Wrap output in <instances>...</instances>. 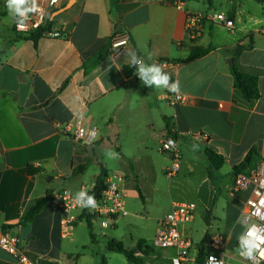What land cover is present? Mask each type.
<instances>
[{
	"label": "crops",
	"instance_id": "obj_1",
	"mask_svg": "<svg viewBox=\"0 0 264 264\" xmlns=\"http://www.w3.org/2000/svg\"><path fill=\"white\" fill-rule=\"evenodd\" d=\"M186 11L225 13L236 27L228 31L206 23L202 36L193 39L186 29ZM50 20L67 39L16 38L14 20L0 0V235L10 232L21 238L34 264H92L101 246L106 251L102 264L104 259L110 264V256L118 253L108 250V242L124 244L107 234L116 232L118 224L91 230L77 210L64 236L66 216L53 201L31 223L21 222L39 199L64 191L73 197L79 190L90 193L103 169L108 176L115 173L107 150L123 158L162 151L169 124L180 149L188 148L185 157L180 153L177 177L197 205L196 217L199 209L204 220L210 213L204 234L211 240L222 236L225 251L232 252L238 238L229 225L221 232V224L232 218L242 223L250 197V192L232 194L235 169L250 154L243 173L264 167V0H189L183 10L168 0H62ZM121 32L130 34L128 49L179 81L182 103L170 106L167 89L145 86L125 54L118 60L110 56L109 41ZM250 44L251 50L234 58L238 46ZM194 48L206 53L187 62ZM234 59L240 72L259 78V100L248 102L235 88ZM78 118L97 133L93 145L62 133L63 126ZM207 149L224 157L220 170H210ZM164 161L162 172L170 167V156ZM131 164L130 171L142 176ZM148 166L146 172L155 171L154 162ZM29 167L38 172L29 174ZM196 217L185 227L192 238ZM124 220L127 231L131 220ZM197 259L198 254V264ZM0 264L19 263L0 249Z\"/></svg>",
	"mask_w": 264,
	"mask_h": 264
},
{
	"label": "built area",
	"instance_id": "obj_2",
	"mask_svg": "<svg viewBox=\"0 0 264 264\" xmlns=\"http://www.w3.org/2000/svg\"><path fill=\"white\" fill-rule=\"evenodd\" d=\"M189 0H168L172 6L178 10H183ZM39 11L30 14V18L25 30H18L15 22L13 33L16 38L32 40L35 36L38 38L67 39L68 37L59 29L54 28L50 20L51 14L62 7V0H37ZM188 34L197 39L203 34V26L206 23L218 25L228 31H233L236 27L235 21L225 13L211 11L208 13H193L186 11ZM131 44V37L128 32L114 34L109 41L110 56L114 60L120 59ZM2 65L0 64V67ZM170 106H176L184 101V97L175 93L168 92L165 96ZM62 133L77 142L86 146L95 143L90 136V131L86 128L82 119L78 118L63 126ZM207 137V135H201ZM91 141V142H88ZM161 150L169 154L171 165L166 170V176L173 179L180 170L181 154L176 138L169 136L161 143ZM127 177L123 173L115 172L106 179L103 191L95 196L98 202V208L95 211L82 210L74 203V197L69 192H61L54 195L52 201L61 208L66 218L63 221V235L66 236L70 225L74 222L72 213L74 211H87L92 226L98 225L102 229H112L122 219L131 220L127 223L126 229L129 233L137 231H149L152 234V246L162 249L174 250L173 260L179 264H189L191 253L198 246L189 236L185 227L192 224L196 217L197 205L194 203L174 202L171 211L163 218H151L146 215L132 213L127 210L125 184ZM242 192H250L246 208L242 214V223L246 227L253 224L264 226V206L260 201L264 198V167L261 166L251 174L240 172L235 177V183L232 188V194L237 195ZM260 208L261 215H255L256 209ZM209 246L220 252V256L208 254L204 251L203 264H207L208 257L214 256L217 261L222 260L223 264H252L251 261L244 260L239 255V245L233 249L237 251L235 258L231 257L226 251V245L222 236L213 237ZM264 247V246H262ZM0 249L10 255L13 260L19 264H34L25 253L21 238L10 233L2 232L0 235ZM141 253H137L140 256ZM264 264V260L260 261Z\"/></svg>",
	"mask_w": 264,
	"mask_h": 264
},
{
	"label": "rangeland",
	"instance_id": "obj_3",
	"mask_svg": "<svg viewBox=\"0 0 264 264\" xmlns=\"http://www.w3.org/2000/svg\"><path fill=\"white\" fill-rule=\"evenodd\" d=\"M197 147V146H196ZM202 148V147H201ZM188 150L187 147L180 149V153L184 154ZM185 151V152H184ZM120 154L119 152L115 151ZM187 154V153H186ZM184 154V157L185 155ZM149 155V156H147ZM165 158H169V154L164 153L162 151L148 153L145 155L136 154L135 156H131L128 158L120 157L116 160H109L112 164L110 170L111 172H121L127 177V181L125 184V193H126V203L127 210L133 211L138 214L147 215L151 218H162L165 217L171 210V206L173 202L178 203H191L195 201L191 199V196L187 193L186 183L180 181L181 177H174L173 179H169L166 176L165 172H162V167L165 165ZM135 163L137 167L141 170L142 176H137L130 171L129 166L132 165L130 163ZM154 162L156 168L154 170H147L148 165ZM157 162L159 164L157 165ZM181 165V164H180ZM125 166V167H123ZM110 172V173H111ZM137 188H139L144 196V202L141 200L139 193L137 192ZM197 203V202H196ZM199 206V205H198ZM200 209L198 210V215L196 217V222L194 226V234L193 241L199 246L204 238V233L207 231V225L205 223L204 217L199 215ZM222 217L221 212H219L218 216ZM222 219V218H221ZM224 219V218H223ZM220 224V223H219ZM229 225V228H234L235 238L242 234L244 231V226L241 221L238 219L232 218V220L222 221L221 224V232L226 229V226ZM125 220L122 219L118 223V230L114 232L113 230L107 231V234L111 237L120 238L124 241L125 247L131 250L137 249V244L140 239H144L147 242L144 243L143 248L151 247L152 251L149 252L148 256H143L142 254L139 258L142 259V264H172V257L175 256V251L172 249H162L156 248L152 246V234L149 231H137L134 232L131 236L127 233L124 228ZM95 228L98 231H101V228L96 225ZM216 229V227L214 228ZM84 231L85 236H88V228H81ZM215 231H211L210 233H214ZM87 234V235H86ZM109 237V238H110ZM89 237H87L86 240ZM85 240V241H86ZM98 249H101L99 252V257L96 261H93L92 264H102V258L105 255V250L102 246ZM206 252L208 254H215L220 256V252L213 250L209 244L205 247ZM227 253L235 258L237 251H227ZM198 254L197 248L194 249L191 253V258L189 264H197L196 256ZM108 255V254H107ZM110 264H132L127 261V259L121 255H111L110 256Z\"/></svg>",
	"mask_w": 264,
	"mask_h": 264
},
{
	"label": "clouds",
	"instance_id": "obj_4",
	"mask_svg": "<svg viewBox=\"0 0 264 264\" xmlns=\"http://www.w3.org/2000/svg\"><path fill=\"white\" fill-rule=\"evenodd\" d=\"M53 3L56 0H52ZM5 7L7 13L13 18L18 30H25L30 18V14L39 11L37 0H5ZM126 62L130 67L135 68L136 76L140 81L149 88L155 87L157 89H167L171 93L180 94L179 81H172L171 74L164 71L163 67L156 63H147L144 58L139 56L134 49H128L125 52ZM152 56L148 54V60ZM92 140L97 138V133L92 131L90 133ZM91 142V141H88ZM195 149L196 146L194 145ZM105 156L109 160L119 159V154L113 150H107ZM74 203L82 210L95 211L98 208V202L94 195H89L85 190H79L74 195ZM264 206V198L260 201ZM255 215H261L260 208L256 209ZM239 255L252 264H260L264 260V226L253 224L246 227V230L238 236ZM173 264H179L177 260H173ZM207 264H223V261H217L214 256H209Z\"/></svg>",
	"mask_w": 264,
	"mask_h": 264
},
{
	"label": "trees",
	"instance_id": "obj_5",
	"mask_svg": "<svg viewBox=\"0 0 264 264\" xmlns=\"http://www.w3.org/2000/svg\"><path fill=\"white\" fill-rule=\"evenodd\" d=\"M37 38H38V36H35L34 38H32V40H37ZM252 48H253L252 44H250L248 46H238L234 52V58H236L242 52L251 50ZM205 53H206V51H204V50L194 48L192 50V54H191L190 58L187 60V62H193L196 59L205 55ZM231 71H232V76L234 78V86L236 89H238L242 93V95L246 101L255 102L261 98V93H260V89H259V78L258 77L240 72L236 67L235 59H234V64L232 66ZM134 74H135V70H134ZM167 129L169 132L168 133L169 136L177 138V135L173 132V127H171L169 124H167ZM206 155L208 158V162H209V166H210L211 171H217L223 167V165L225 163L223 156L216 154L214 151H212L210 149H207ZM251 155L252 154H250L248 156V162L251 159ZM248 162H244L240 166L236 167V169H235L236 172L240 173L243 170H245ZM84 169H85V166L80 167L78 169V171L76 172V174L80 171H83ZM37 172H38V170L34 169L33 167H29V174L34 175ZM107 178H108L107 171L105 169H103L101 172V175L98 178L96 187L94 188V190L92 192H90L88 194L94 195V196L99 195L104 189V185H105ZM137 192L139 193L141 200L144 202V197H143L141 190L139 188H137ZM50 201H52L51 195H47L46 197L39 199L34 204V206L29 210L27 216L21 222L22 225H27L28 223H31L34 220V218L44 209V207ZM83 218L86 220L87 224L89 225L90 229L92 230L93 226L91 224V221H90V218L87 214V211L83 212ZM205 222H206L207 226L210 225V222H211L210 221V213L207 214V216L205 218ZM91 236H93V235H91ZM210 242H211V236L209 233H206L202 242L198 246V250H199L198 259H197L198 264H203L204 251L206 250L205 247L208 244H210ZM144 243L145 242H142V241L139 242L137 249L131 250V249L126 248L122 242H119L115 239H111L108 242V250L110 252H114V253H118V254L123 255L127 259V261L132 263V264H142V259L139 258V256H137V253H141L145 257V256L149 255L150 251H152L151 247H146L144 249L143 248ZM103 264H107V261L105 259L103 260Z\"/></svg>",
	"mask_w": 264,
	"mask_h": 264
}]
</instances>
